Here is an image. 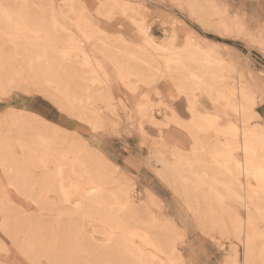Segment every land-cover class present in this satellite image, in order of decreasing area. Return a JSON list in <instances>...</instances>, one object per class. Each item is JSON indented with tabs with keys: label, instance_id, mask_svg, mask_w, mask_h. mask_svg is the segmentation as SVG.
<instances>
[{
	"label": "bare ground",
	"instance_id": "1",
	"mask_svg": "<svg viewBox=\"0 0 264 264\" xmlns=\"http://www.w3.org/2000/svg\"><path fill=\"white\" fill-rule=\"evenodd\" d=\"M37 1L42 4V9H39L41 15L39 18L34 16V7L30 8V5H33L32 2L35 3ZM5 2L8 3L7 7H9V10L14 15L12 18L16 26L9 19L5 20L12 15L11 13L8 17L1 18L6 13L4 9L5 14L3 15V10L0 9V36L3 35L1 39L3 41L7 39L14 40L17 47H22L24 53L22 61L27 65V71H31L33 77L38 79L34 84L35 87L45 86L44 89H40V95L64 113L69 112V110L74 111L75 113L73 112V114L75 115L73 117L90 127L93 132H101L103 130V113L88 106L78 105L70 97L72 94L67 92L69 80L73 75L77 76V74L71 72L75 68L72 62L65 65L69 60L67 59V52L62 50V45L68 38L69 43L72 44V41H70L72 39L69 34L65 36L61 35V33L66 32V29L64 24L59 20L60 15L55 9L53 1L31 0L30 3L29 0L30 4L28 3L29 5L25 8H23L24 6L22 7V5H26V2H28L25 0H17V3H15L16 0H5ZM12 2H14V7ZM118 2L114 1L109 10L110 16L108 17L110 18L118 12L121 13L120 11H122L121 14L123 15L129 14L127 20L132 27L136 28L142 41L155 47L154 52L150 55L142 52L135 53L128 48L124 39H120V42L126 46L123 49L122 58L127 67H117L118 72L121 71L143 78L150 86L154 73L164 70L168 74L173 75L175 83L181 91H187L195 85L206 87L208 91L207 107L211 110L209 116L203 117L197 114L194 102H190L188 105L189 119L184 123L179 122L172 114H165L159 108V105H147L146 100L142 96L140 102L136 104L140 120H147L148 124L157 127L158 140H154V148L152 147V150L156 154L154 158L158 156L157 159L162 164L163 170L160 172L162 179L179 196L181 194L183 197L189 199L191 197V201L193 200L192 198L201 199L200 204L199 202L197 203L200 209L198 208L199 211L197 212L199 217L197 215L198 218H196L197 224L203 229L205 223L220 224L225 229V221L227 220L228 226L229 224L231 225V230L235 234V239L244 244L246 264H248L247 260L250 258V255H253L252 252L254 251L256 255L264 258V250H259V245L257 244V238H264V234L257 231L253 223L254 218L264 222V125L259 122V120H262V116L258 111V104L253 108L251 103L257 96L242 84L239 76L237 78H230L225 75L221 76V72L226 67L223 60L209 55L200 45L189 41L186 42L187 47L185 49H177L174 47V34L171 36L172 47L167 48L155 43L154 27L145 25L143 21L138 20L137 14L133 13L134 11L131 9L132 12L128 11L129 9L126 7L120 8ZM187 2L193 6L196 12H199V8L203 7L195 5L192 0H187ZM203 9L200 13L207 14V8ZM63 10V15L71 12L79 14L78 17L82 18L84 6L74 0L67 4V6H64ZM24 16L28 17L26 18L27 23L21 22V19H25ZM43 17H49L50 23H45ZM67 18L70 19L68 16ZM203 20V23L208 25L205 22L206 19ZM80 26L82 25L80 24ZM81 28L83 29V26ZM83 33L87 34V31L83 30ZM99 43L100 48L109 56V59L117 62L115 56H118L117 54L120 51L113 50L114 47L110 45L111 42L108 37H104ZM64 46L67 47L68 45L65 43ZM15 53L18 55L19 51ZM3 55L2 51H0V72L7 68L11 73L14 72V66L18 61L14 59L16 55L14 56L10 53L5 57ZM158 57L163 60L162 63L159 62ZM5 64L9 66L5 67ZM189 71H192V73H189ZM20 72L23 73L24 70L20 69ZM11 73L8 74L11 75ZM23 76L27 80H30V77H32L27 72ZM214 85L216 86L215 89H213ZM184 86L190 87L185 90ZM0 91L2 90L0 89ZM90 97L93 98V95ZM155 108H157L159 114L163 113V118L160 119L154 115ZM112 112L115 113V110H112ZM252 112H255V117L252 116ZM67 115L70 114L68 113ZM228 116H233L235 122H233L234 120H229L225 124L220 123ZM33 122H37L38 127H33V129L31 127L27 128V133H29H26L28 138H25L29 141L34 138L32 136H34L33 134L36 129H45L47 133H49L47 128L52 127V130L48 135L45 134L46 132L41 133L36 130L34 140L38 143L37 148H32L33 146L29 148L23 144L31 153L29 160H27L28 156H25V160L23 159L25 162L27 161V165L25 162L21 163V165L18 162L15 163L8 154L7 158L3 157L4 153H2V150L5 149L0 147V168L3 171V177L0 175V214L2 216L0 228L16 246L21 248L22 252L31 261L40 264L39 248L41 247L37 246L36 243L30 242L31 239L26 240L24 237L21 239L23 228L30 229L31 225L28 226L26 224H30L32 218L31 213H28L29 211H24L25 204H22L23 201L31 202L35 208L34 211H37L36 213L39 210L47 209L49 206L52 208L55 206L67 207L70 212L69 220L71 221L68 228H70L71 234L76 238L75 242L79 243V249H84L86 246L89 249L92 248L98 252L100 257L109 259L113 263L158 264L155 257L159 254H164L168 259L175 261L174 264H184L176 243L177 238L182 239L184 237V231L172 220L161 221L160 219L156 220V218L151 217L150 223L147 221L149 224H145V220L143 221L141 216H139V210H136L133 206L135 201L133 200L132 191L124 185L119 190H110L111 187L108 188L107 185L109 186L112 183L111 186H113V184H118L122 180L111 160H108L86 139L78 135L77 132H73L74 134L70 139V148L66 146L65 151L64 148L58 151L55 148V144H58V147L60 146L59 141L56 140L58 139V134L64 132L62 134L63 137L61 136V142L64 141L63 145H65L64 143L67 142L65 140L69 139V134L71 133L37 114H20V118L14 117L10 126L20 132L24 127L30 126ZM172 123L180 125L185 133L191 137L190 140L195 142V148H193V157L195 159H183L177 152V146L171 148L164 139L163 129L169 128ZM138 124L140 126V134L152 140L153 138L146 132V125L143 122ZM29 128L33 130L32 134H30L31 130ZM23 135H25V132ZM23 135L21 134L22 137ZM43 136L48 146L42 145L41 137ZM55 137L56 139L52 140ZM64 137L65 139L63 140ZM25 138L23 137V140ZM30 143H33V140ZM20 144L22 145V143ZM63 145L61 143L60 147ZM44 147H47V149H43ZM48 164H54V168L50 169ZM213 164H218L225 169L222 181L219 180V175L214 176L211 173ZM30 165L31 167L36 168L38 166L43 169L37 183H35L36 181L29 171ZM182 173L184 176L181 175ZM189 173L200 174L203 183L199 182L197 177L191 178ZM68 177L74 178L70 181V190L73 189V185L79 178L94 185L89 191L81 193L82 200L80 207L72 204L63 190L65 182L61 180ZM218 182L223 186L222 188L220 187L222 190L218 189ZM35 185L39 186L38 190ZM207 186L208 190L206 189ZM7 190H10V192ZM48 194H54L57 197L56 199L53 198L55 201L50 204L46 199ZM152 195L149 194L148 196L147 194L145 203L148 202V204L145 205L146 208L144 209H148V206L156 202L155 197ZM182 196L180 197L182 198ZM225 198L231 199L238 207H242L245 211V216H240L233 210V207L232 209L227 206ZM184 200L186 201L185 198ZM216 206L219 208L216 209ZM148 210L146 212L150 216V209ZM216 211L219 213L218 218L215 215ZM224 216L227 219L225 218L224 220ZM86 221L91 224L87 225ZM53 224L55 223L53 222L49 228L45 229L49 231L48 229H51ZM94 224L96 225L94 226ZM53 230L55 231L54 228ZM97 235H100L104 239L100 240V242L97 241ZM56 245L54 244L53 246L54 250L57 251L59 247ZM262 245L264 244L262 243ZM75 250V247H69L68 249L64 247L60 248V251L63 253H74ZM7 251L6 245L0 241V254ZM41 251L44 253L42 249ZM49 251L48 254L50 256L52 253L50 249ZM54 256L55 258L57 257L53 252V256L49 257L50 260ZM234 260H231L232 263ZM50 263L55 264V261Z\"/></svg>",
	"mask_w": 264,
	"mask_h": 264
},
{
	"label": "rangeland",
	"instance_id": "2",
	"mask_svg": "<svg viewBox=\"0 0 264 264\" xmlns=\"http://www.w3.org/2000/svg\"><path fill=\"white\" fill-rule=\"evenodd\" d=\"M1 1L2 0H0V3ZM25 1L28 2H26V5H22V7L24 6L23 8L27 7L31 3V0L30 3L29 0ZM52 1L55 9L60 15L59 20L64 24L66 29V32L61 33V35L65 36L69 34L72 39L70 40L72 41V44L69 43L68 38V40H65L62 45V50L67 52V59L69 60V62L65 65L72 62L75 68H73L71 72L77 74V76L73 75L69 80L70 83L67 86V92L72 94L70 97L78 105L81 104L85 107L88 106L103 113V130L99 133L93 132L90 127L73 117V115H75L73 114L74 111L72 112L69 110V112L66 111L67 113H64L50 101L45 99V97L41 96L40 89H44L45 86L35 87L34 84L38 81V79L33 77L31 71H27V65H25L24 61H22L24 57L22 47H17L15 44L16 41L14 40L7 39L3 41V39H1V36L3 37V35H1L0 51L4 54L3 57L8 56V53L15 56V52L19 51L18 55L14 58L18 60V63L16 62L15 64V60L13 61L16 66H14V72H12L13 75L8 68L1 70L0 72V89L2 91L9 90L12 93L8 102L0 104V111H3L0 112L3 113L0 114V147L5 149L2 150V153H4L3 157L5 156L7 158L8 154V156L14 160L15 163L18 162L21 165V163L25 162V156H28V158H26L29 160L31 155L30 150L26 147H38L37 141L35 142L34 140L36 130L41 133L46 132V135L50 134L52 127H49L50 131L49 128H47L49 133H47V130L45 129L39 130L40 128H34L36 129L33 134L34 136L30 135L33 133V127H38L37 122H33V125L31 124L30 126L28 125L24 127V129L26 128L25 130H20L23 131L21 133L22 135L24 132L26 135L27 128L31 127L32 129L29 128L31 130L29 135L34 138L29 141L26 139L28 138V135H23L24 138L26 137L25 140H23V137L20 134L21 131L19 132V130L17 131L15 128L10 126L14 117L20 118V114L29 113V115L37 114L42 116L41 114L32 112L29 108H27L28 100H32V104L39 105L41 111L44 112V115L48 116L47 118L42 116L43 118L47 119L52 124H57L59 127L65 128V130L71 133L69 134V139L65 140V142L67 141L64 143L65 145H63L64 141L61 142V136L63 137L62 134L64 132H60L61 135L58 134V139H56L57 136L52 139L58 140L59 142H56H58L60 146L62 143V147H58V144H55L56 147H54L58 151L63 150V148L65 151L66 146L70 148V139L74 134L73 132H77L78 135L86 139L108 160L113 162L115 169L122 180H120V183L118 184H113V186H111V183L109 186L107 185V187H111L110 190L115 191L119 190L124 185L132 191L133 200L135 201L133 206L136 210H139V216H141L143 221L145 220V224L150 223L151 217L154 219L156 218V220L160 219L161 221L172 220L184 231V237L182 239L180 238L181 240L179 238L176 240L177 248L184 264H231L235 258L236 262L234 260L232 264H246V258L244 257V244L243 242L235 239V234L233 233V230H231L232 228L230 224L229 228L227 220L225 221V229L224 226L220 224L216 225L212 223H205L203 225V229L197 224V218L199 217L197 212L199 211L198 208L200 207L199 204L201 199L192 198L193 200L195 199L193 203V200H190L191 197L189 199L183 197L179 193L180 196H182L181 198L174 190L172 191L167 182L162 179V176L160 175V172L163 170L162 164L159 159H157L158 156H155L154 158V155L156 154L154 150H152L154 148V140H158L157 127L148 124L147 120L142 119L141 121V118L136 110V104L140 102L142 97H144L147 105H159V108H161L165 114L174 115V117L181 123L187 122L189 119L190 113L188 105L190 102H194L196 107L195 112L197 114L203 117L209 116L211 110L207 107L208 91L206 90V87L195 85L191 89L187 90L191 86L190 85L183 87L187 91H181L176 85L173 75L168 74L164 70L156 71V73H154L150 86L143 78L138 76L135 77L121 71L118 72L116 69L117 67H127V64L124 63V59L122 58V54L124 53L123 49L126 48V46L120 42V39H124L128 48L135 53L142 52L150 55L154 52L155 47L142 41L136 28L132 27L127 20L129 18V14L123 15L121 14L122 11H120L121 13L118 12L110 18L108 16H110L109 10L111 9L114 1H119L118 5L120 8L126 7L129 9L128 11H134L133 13L137 14L136 16L138 20L143 21L145 25H151L154 27L155 43L167 48L172 47L173 42L171 41V36L174 34V47L177 49H185L187 47L186 42L189 41L200 45L204 48V51L209 53V55L223 60L226 67L224 68V71L221 72V76L225 75L230 78H237V76H239L242 84L257 96L261 88L264 87V83H262V74H264V51H261V43L262 40H264V0H192L195 5H199V7L203 6L199 8V12H196L193 6L188 4L187 0H75L84 6V12L82 15L80 14L82 18L78 17L79 14H73L71 12L66 15L62 14L64 11L63 7L67 6V4L74 0ZM15 3H17V0ZM23 3L25 4V2ZM7 4L8 3L5 2V0L1 3L0 9L3 10V15L6 13L4 17L1 15V18L4 19L6 18L5 16L8 17L11 13L12 15L5 20L9 19L14 25L15 22L12 18L14 15L9 10V7H7ZM12 4L14 7V2H12ZM32 4L33 5H30V8L34 7V16L39 18L41 16L39 9H42V4L39 1L35 3L32 2ZM205 8H207V14H201L200 11H202V9L205 10ZM67 16L70 19H68ZM24 17L25 19H21V22L27 23L26 18L28 17ZM43 18L45 23H50L49 17ZM203 19H206L205 22H207L208 25L203 23ZM80 24L83 26V29ZM83 30L87 31V34H84ZM104 37H108L111 42L110 45L114 47V51H120L117 54L118 56L114 55L118 63L109 59V56H107L100 48L99 42ZM65 43L68 45L67 47L64 46ZM231 52L236 53L235 57L228 54ZM158 58L159 62L162 63L163 60L160 57ZM4 66L8 67L9 65L5 64ZM20 69L24 70V72L21 73ZM26 72L31 74L32 77H30V80H27L23 76ZM8 73H11V75ZM189 73H192V71H189ZM164 83H167L172 87V89H170V95L167 96L171 104L166 103L162 95L163 92L160 88L161 86H164ZM215 88L216 86L214 85L213 89ZM153 93H155L157 97L153 96ZM91 95H93V98L90 97ZM111 109L115 110V113H113ZM181 110H184L185 112L182 113V115L180 114ZM157 111V108H155L154 115L159 118V112ZM258 111H260L264 117V105L258 104ZM68 113L70 115H67ZM181 116L186 119H183ZM229 120H234L233 122H235V118L233 116H228L220 123L225 124V122ZM141 122L146 125V132L153 138L152 140L140 134V126L138 123ZM259 122L264 125V119L259 120ZM177 126L184 130L180 125ZM130 137L134 139L129 142L130 144H127L126 139ZM41 138L42 145H46L44 136ZM64 139L65 137L63 140ZM32 140L33 143H30ZM138 142H140L138 145L140 147L139 151L142 154L145 163L144 165L146 167V172L139 178L128 174L121 167L122 157L135 148L136 146H134V144ZM18 143H22V145H19ZM23 144L27 146L25 147ZM168 145L171 148L177 146V152L183 159H195L193 157V148H195L194 141L189 150L182 149L175 144L171 145L168 143ZM43 149H47V147H44ZM25 163L26 165L28 164L27 161ZM48 166L50 169L54 168V164H48ZM29 167V171L35 179V183H37L40 177L39 175L42 173L43 169L38 166L36 167L37 169L35 167H31V165ZM33 171L34 173H32ZM2 172L3 171L0 168L1 177H3ZM211 173L214 176L219 175V180L222 181L225 169L218 164H213L211 167ZM181 175L184 176L183 173ZM189 176L191 178L197 177V180L203 183V179L200 174L189 173ZM73 179V177L62 178L61 181L65 182L63 190L69 197L72 204L80 207L82 200L81 193L89 191V189L92 186L94 187V185L79 178L73 185V189L70 190V181ZM217 186L219 190L223 187L219 184V182L217 183ZM35 187L37 190L39 189L38 185H35ZM206 189H209L208 186ZM7 191L10 192V190ZM11 193L13 194L12 190ZM147 194L148 196L149 194H153L152 196L156 199V202H154L153 205L147 207L150 209V216L146 212L149 210L144 209L146 208L145 205L148 204V202L145 203ZM53 198L56 199V195L48 194L46 196L49 204L55 201ZM184 198L187 202L189 201V205ZM48 199H51L52 201ZM184 202L186 203L184 204ZM198 202L199 207L197 206ZM225 202L227 206L231 208L233 207L234 209H232L240 216H245L244 209L242 207H238V205L232 202L231 199L225 198ZM22 204H25V209L23 207L24 211H29L28 213H31L32 215L31 223L26 224L28 226L31 225L32 227L30 226L29 230L23 228L24 230H22L23 234H21V239H23V237L26 240L31 239L30 242L36 243L37 246L41 247L39 248V262H42V264H52L50 262L53 261H55V264H97V262H101V264H116L109 259L107 260L104 257H100L98 252L94 251L92 248L89 249L86 246L84 249H79V243L75 242L76 238L71 234L70 228H68L71 221L69 220L70 212L67 207L55 206L52 208L49 206L47 209L39 210L38 213H36L37 211H34L35 208L31 202L23 201ZM215 208L218 209L219 207L216 206ZM216 212L215 215L218 218L219 213L218 211ZM225 216L223 218L224 220L225 218L227 219ZM147 221H149V223ZM53 222L55 224H53L51 229H48L49 231H47L45 228H49ZM86 223L87 225L91 224L88 221H86ZM253 223L255 226L254 228L264 234V222L260 219L254 218ZM1 224L2 216L0 214V226ZM95 225L96 224H94V226ZM53 228L55 229L56 234ZM97 237V241L99 242L104 239L100 235H97ZM195 237L200 240V242H206L208 245L207 248L210 247L212 250H216V252H212L205 258H197V251L193 245V239H195ZM0 241H2V243H4L8 248L6 253H10V255L1 253L0 260H8V257L11 255H16L21 261L25 259L30 260L27 255L22 252L21 248L16 246L13 241L4 234L1 228ZM262 243L264 244V238H257L259 250H264V245H262ZM54 244H57L56 246L59 247L58 249L55 247L57 251L54 250ZM62 247L66 249L69 247H75L76 250L74 253H63L60 251V248ZM41 249L45 254L41 251ZM49 249L51 250V255L53 256L54 252V255L57 256L56 258L54 256L50 260L49 257L51 255L49 256L48 254V252H50ZM58 251L61 253H58ZM252 253L253 255H250V258L247 260L248 264H264V258L256 255L255 251ZM155 258L158 264H174L175 262L168 259V257L164 254H159Z\"/></svg>",
	"mask_w": 264,
	"mask_h": 264
},
{
	"label": "crops",
	"instance_id": "3",
	"mask_svg": "<svg viewBox=\"0 0 264 264\" xmlns=\"http://www.w3.org/2000/svg\"><path fill=\"white\" fill-rule=\"evenodd\" d=\"M164 86H161V91L163 92V97L165 99V102L168 104H171V102L168 100V95H170V89H172L171 86H169L167 83L163 84ZM153 96H156L155 93H153ZM157 97V96H156ZM158 100V98H157ZM179 106V105H178ZM10 108V107H9ZM27 108H29L32 112H37L41 114L44 117H48L44 115V112L41 111V108L37 104H32V100H28L27 102ZM8 109V108H7ZM6 110V109H5ZM3 112V111H0ZM260 112V111H259ZM185 113L184 110L180 111V114ZM3 114V113H0ZM187 114V113H186ZM261 116L263 117L262 113L260 112ZM159 118H163V113L159 114ZM182 117V116H181ZM183 119H186L182 117ZM166 131V132H165ZM163 136L166 142L169 144H175L181 147L182 149L189 150L191 147L193 141L190 140L191 137L187 135L184 130H182L180 127L177 125H171L169 128L163 129ZM134 138H128L126 139V143L130 144L129 142L133 140ZM123 143V144H126ZM140 142L135 143L131 151H129L126 155H124L121 159V167L130 175L134 177H141L142 174L146 172V167L144 163V159L142 157L140 150V147L138 146ZM195 236V235H194ZM193 245L195 246V250L197 251V258H205L207 255L211 254L212 252H216V250H212L210 247L207 248V243L206 242H200L196 237L193 239ZM8 260L13 262V264H19L21 261L18 259L16 255H11L8 257Z\"/></svg>",
	"mask_w": 264,
	"mask_h": 264
},
{
	"label": "snow or ice",
	"instance_id": "4",
	"mask_svg": "<svg viewBox=\"0 0 264 264\" xmlns=\"http://www.w3.org/2000/svg\"><path fill=\"white\" fill-rule=\"evenodd\" d=\"M261 51H264V40H262L261 43ZM228 54L232 55L233 57H235L236 55L235 52H231ZM262 83H264V74H262ZM11 95L12 93L9 90L0 91V104L8 102ZM251 103L253 108L257 104L264 105V87L261 88L260 92L257 94V98L253 100ZM252 116L255 117V112H252ZM261 118L264 119V117ZM6 254L10 255V253H6ZM0 264H13V262L9 260H0ZM19 264H37V262L25 259L23 261H20ZM40 264H42V262H40ZM97 264H101V262H97Z\"/></svg>",
	"mask_w": 264,
	"mask_h": 264
}]
</instances>
